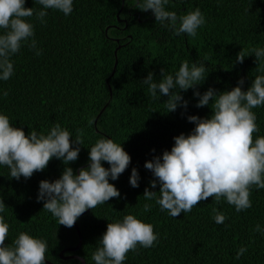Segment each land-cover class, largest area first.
<instances>
[{
    "label": "trees",
    "instance_id": "1",
    "mask_svg": "<svg viewBox=\"0 0 264 264\" xmlns=\"http://www.w3.org/2000/svg\"><path fill=\"white\" fill-rule=\"evenodd\" d=\"M26 7L42 6L27 0ZM196 7L205 14L207 23L195 37L175 35L156 21L151 10L138 9L136 0H74L70 15L49 10L43 24L35 15L28 18L35 26L37 47L43 52L36 55L25 45L12 57L14 74L0 81V90L9 93L7 97L0 95V111L26 134L32 128L46 133L59 123L72 132L74 139L82 129L84 145H74L81 151L69 165L77 174L88 166V147L102 136L122 143L132 159L117 180L110 179L120 190V198H110L81 214L76 222L83 236L82 248L65 253L79 243L75 227L59 225L43 209V201L37 200L39 182L58 178L65 167L62 160L53 158L43 171L19 180L10 178L7 166L0 165V196L8 206L3 215L10 225L5 243L11 245L25 231L47 240L46 260L51 263L82 264L78 256L86 264H95L92 253L108 222L132 213L151 223L159 236L153 247L129 251L124 264H264V235L254 231L257 224L264 226V189L253 185L252 207L240 212L223 198L217 201L213 197L177 217L161 210L155 200L148 201L153 205L150 211L143 208L145 188L159 191V184L151 188L150 181L155 177L145 168V162L171 150L175 136L191 132L195 124L188 115L207 117L212 109L197 107L198 97L190 88L181 92L189 102L187 109L178 107L167 112L168 97L153 99L142 79L152 72L159 80L162 68L165 74L174 73L182 61L188 60L207 65V79L197 85L201 93L209 87L230 90L242 77L246 90L264 69V62L257 63L254 54L243 63L236 61L242 48L264 47V0H169L166 5L178 15ZM116 50L118 65L114 72ZM253 111L260 127V132L253 134L255 138L264 135V106ZM133 167L141 177L139 187L129 183ZM214 209L226 215L223 224L215 223ZM241 246L247 251L237 259Z\"/></svg>",
    "mask_w": 264,
    "mask_h": 264
},
{
    "label": "clouds",
    "instance_id": "2",
    "mask_svg": "<svg viewBox=\"0 0 264 264\" xmlns=\"http://www.w3.org/2000/svg\"><path fill=\"white\" fill-rule=\"evenodd\" d=\"M26 3L27 0H0V81L9 80L14 74L12 57L23 46L33 49L36 55L43 52L37 47L35 26L28 18L35 15L43 24L47 22L49 10L62 12L65 16L74 10V0H34L42 6L39 9L26 7ZM168 3L169 0H136V7L142 11L151 10L156 21L175 35L195 37L207 23L199 7L178 15L166 8ZM253 54L257 63L264 62L262 46L242 48L236 61L243 63ZM260 71L262 74L256 75L246 90L242 77L230 90L209 87L203 93L197 85L207 79L209 72L205 62L184 60L174 73L165 74L162 68L159 80L152 72L142 79L153 99L168 97L165 101L167 112L176 111L178 107L187 109L189 102L181 92L190 88L198 97L197 107L210 106L212 109L207 117L188 115L187 119L195 124L191 132L175 136L171 150H164L162 155L145 162V168L155 177L150 181L151 188L159 184L158 192L145 188V212L153 207L148 201L155 200L161 210L177 217L182 212H191L194 206L209 197L217 201L225 199L237 212L252 207V186L264 189V135L253 136L260 132L253 109L264 106V69ZM8 94V90H0V95L7 97ZM77 131L78 135L71 139L72 132L56 123L46 133L32 128L26 134L23 127L14 126L10 117L0 111V165L7 166L10 178H30L34 172L43 171L53 158L64 163L58 178L39 182L37 200L43 201V209L49 211L59 225L69 228L86 210L104 204L110 198H120V190L110 183V179L117 180L132 159L122 143L102 136L88 147V166L77 174L69 166L78 159L81 151L74 145H84L83 130ZM103 162L110 166L105 167ZM140 179L138 169L133 167L130 185L139 187ZM7 207L0 196V264H46V239L21 231L11 245L5 243L10 228L3 215ZM213 211L215 223L223 224L226 215L217 209ZM254 231L264 235V226L257 224ZM158 236L151 223L128 213L108 222L91 258L95 264H124L129 251L153 247ZM246 251L247 248L241 246L236 258Z\"/></svg>",
    "mask_w": 264,
    "mask_h": 264
},
{
    "label": "water",
    "instance_id": "3",
    "mask_svg": "<svg viewBox=\"0 0 264 264\" xmlns=\"http://www.w3.org/2000/svg\"><path fill=\"white\" fill-rule=\"evenodd\" d=\"M115 55H116V62H115V66H114V72H115V70H116V67H117V65H118V50H116V52H115ZM110 88V91H111V94H112V89H111V86L109 87ZM89 211V210H88ZM88 211H86V212H88ZM86 212H84L83 214H85ZM82 214V215H83ZM81 216V215H80ZM74 227H75V229H76V231H77V233H78V236H79V243H78V245L76 246V247H73V248H69V249H67V250H65L63 253H65L66 251H78L80 248H81V246H82V244H83V236H82V232H81V229H80V226L78 225V223L76 222L75 223V225H74ZM71 258V257H70ZM69 258V259H70ZM72 258H75L74 256L72 257ZM77 259H79L80 261H81V263L82 264H86V261L83 259V258H80V257H76ZM67 259V258H66ZM46 263L47 264H54V263H51L49 260H46Z\"/></svg>",
    "mask_w": 264,
    "mask_h": 264
},
{
    "label": "bare ground",
    "instance_id": "4",
    "mask_svg": "<svg viewBox=\"0 0 264 264\" xmlns=\"http://www.w3.org/2000/svg\"><path fill=\"white\" fill-rule=\"evenodd\" d=\"M237 3V2H236ZM235 7V6H234ZM236 8H238V5H237V7ZM226 11V10H225ZM238 12V11H237ZM235 13V12H234ZM235 14H237V13H235ZM238 15V14H237ZM232 16V15H231ZM237 18V17H236ZM141 19V18H140ZM229 19V18H228ZM230 20H231V18H230ZM243 20V19H242ZM251 26V25H250ZM19 76V75H18ZM20 78V77H19ZM111 80V79H110ZM15 81V80H14ZM14 83V82H13ZM20 84V83H19ZM16 86H18V85H16ZM15 90V89H14ZM11 100H13V99H11ZM16 100V99H15ZM26 104V103H25ZM38 104V103H37ZM27 107V106H26ZM107 108V107H106ZM19 109V108H18ZM17 113V112H16ZM12 114H14V113H12ZM59 114V113H58ZM21 118V117H20ZM19 118V119H20ZM29 122H31V121H29ZM125 146V145H124ZM128 151V150H127ZM13 179V178H12ZM30 180V179H29ZM225 200V199H224ZM251 211V210H250ZM259 212V211H258ZM256 214V213H255ZM254 214V215H255ZM257 215H258V213H257ZM257 217V216H256ZM261 217V216H260ZM248 219H249V217H248ZM245 221V220H244ZM249 221V220H248ZM254 224V223H253ZM264 224V223H263ZM245 226V225H244ZM243 226V227H244ZM253 229V228H252ZM203 230V229H202ZM241 230V229H240ZM197 231V230H196ZM235 231V230H234ZM251 231V230H250ZM199 232H200V230H199ZM240 232V231H239ZM254 232V231H253ZM191 233V232H190ZM193 234V233H192ZM246 234V233H245ZM191 235V234H190ZM201 236V235H200ZM240 236H241V234H240ZM244 236V235H243ZM208 237V236H207ZM238 237H239V235H238ZM238 237H237V239H238ZM250 237V236H249ZM182 238V237H181ZM192 238V237H191ZM209 238V237H208ZM241 238V237H240ZM203 240V239H202ZM201 240V241H202ZM207 241L205 240V243H206ZM193 243V242H192ZM194 243H195V240H194ZM201 243V242H200ZM203 243V242H202ZM202 246V245H201ZM205 247V246H204ZM208 247V246H207ZM210 247V246H209ZM58 248V247H57ZM82 248V247H81ZM194 248V247H193ZM212 248V247H211ZM201 249V248H200ZM203 249H205V248H203ZM51 250V249H50ZM209 250V249H208ZM217 250V249H216ZM202 251V250H201ZM204 251V250H203ZM55 252V251H54ZM211 252H213V251H211ZM220 252V251H219ZM54 254V253H53ZM90 254V253H89ZM199 254V253H198ZM197 254V255H198ZM211 254V253H210ZM51 255V254H50ZM200 255H202V253L200 254ZM213 256V255H212ZM221 256V255H220ZM223 256V255H222ZM224 257V256H223ZM223 257H221V258H223ZM201 258V257H200ZM212 259V258H211ZM224 259V258H223ZM76 260V259H75ZM226 260V259H225ZM59 262H60V260H59ZM176 262V261H175ZM174 262V263H175ZM177 262H179V261H177ZM193 262V261H192ZM213 262V261H212ZM231 262V261H230ZM92 263V262H91ZM76 264H77V262H76ZM176 264V263H175ZM193 264V263H192ZM262 264V263H261Z\"/></svg>",
    "mask_w": 264,
    "mask_h": 264
}]
</instances>
